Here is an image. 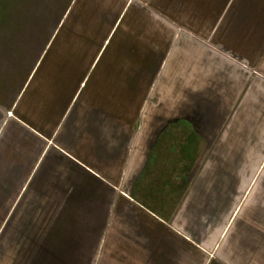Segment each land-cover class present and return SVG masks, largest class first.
Masks as SVG:
<instances>
[{
    "label": "crops",
    "instance_id": "crops-1",
    "mask_svg": "<svg viewBox=\"0 0 264 264\" xmlns=\"http://www.w3.org/2000/svg\"><path fill=\"white\" fill-rule=\"evenodd\" d=\"M0 264H264V0H0Z\"/></svg>",
    "mask_w": 264,
    "mask_h": 264
}]
</instances>
